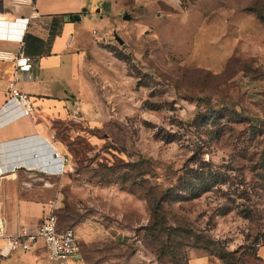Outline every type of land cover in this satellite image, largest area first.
<instances>
[{
	"label": "rangeland",
	"instance_id": "1",
	"mask_svg": "<svg viewBox=\"0 0 264 264\" xmlns=\"http://www.w3.org/2000/svg\"><path fill=\"white\" fill-rule=\"evenodd\" d=\"M120 5L80 30L87 132L47 196L59 226L81 264H264V0ZM202 168L208 187L184 174Z\"/></svg>",
	"mask_w": 264,
	"mask_h": 264
},
{
	"label": "crops",
	"instance_id": "2",
	"mask_svg": "<svg viewBox=\"0 0 264 264\" xmlns=\"http://www.w3.org/2000/svg\"><path fill=\"white\" fill-rule=\"evenodd\" d=\"M128 1L152 11L159 5L179 10L183 2H191ZM120 2L0 0V228L4 233L0 237V264H45L46 254L41 249L42 253H7L6 236L22 227L34 231L50 206L56 207L57 201H47V196L57 194L56 179L71 167L66 139L82 131L78 98L84 85L80 48L85 47L80 30L93 25L103 29L112 13L120 12ZM19 50L32 63L29 71L18 72L16 81V87L32 104L28 116L10 101L7 83L15 69L12 60L2 58ZM188 264L224 263L196 254Z\"/></svg>",
	"mask_w": 264,
	"mask_h": 264
},
{
	"label": "built area",
	"instance_id": "3",
	"mask_svg": "<svg viewBox=\"0 0 264 264\" xmlns=\"http://www.w3.org/2000/svg\"><path fill=\"white\" fill-rule=\"evenodd\" d=\"M92 32L95 34L97 31ZM2 58L12 60L15 69L7 83L10 101L20 108L22 114L31 115L33 109L29 96L16 87L18 72L29 71L32 66L30 58L20 50L14 55L3 54ZM57 169L61 170V167L58 166ZM55 210L56 207L51 205L34 231L22 227L16 234L6 236V252H34L41 249L46 254L45 264H81V247L76 234L70 227L59 226ZM2 236L4 233L0 228V237Z\"/></svg>",
	"mask_w": 264,
	"mask_h": 264
},
{
	"label": "trees",
	"instance_id": "4",
	"mask_svg": "<svg viewBox=\"0 0 264 264\" xmlns=\"http://www.w3.org/2000/svg\"><path fill=\"white\" fill-rule=\"evenodd\" d=\"M71 19H72V16H70ZM187 171H190L191 173H188V172H184V174H193V175H190L191 179H196L198 181V183H200L201 185H203L204 187H208L209 186V182H210V177L212 175L210 174H217L216 171H211L210 169H190V170H187ZM218 175H220L218 173ZM218 181H219V176H218ZM184 182L186 183V185H188L190 182H189V176L187 178H184ZM184 185V186H186ZM193 185V184H192ZM196 186L193 185V188H195ZM196 191H198L197 188H195ZM224 264H230V263H224Z\"/></svg>",
	"mask_w": 264,
	"mask_h": 264
},
{
	"label": "water",
	"instance_id": "5",
	"mask_svg": "<svg viewBox=\"0 0 264 264\" xmlns=\"http://www.w3.org/2000/svg\"><path fill=\"white\" fill-rule=\"evenodd\" d=\"M73 18H74L75 20H78V19H79V16H78V15H74ZM128 18H129L128 14H125V15H124V19H128Z\"/></svg>",
	"mask_w": 264,
	"mask_h": 264
}]
</instances>
